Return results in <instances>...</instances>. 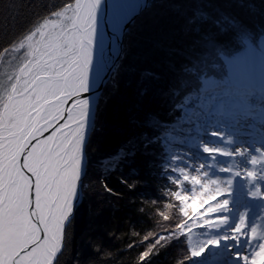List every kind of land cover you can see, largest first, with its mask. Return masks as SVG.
<instances>
[{"label":"snow or ice","instance_id":"snow-or-ice-1","mask_svg":"<svg viewBox=\"0 0 264 264\" xmlns=\"http://www.w3.org/2000/svg\"><path fill=\"white\" fill-rule=\"evenodd\" d=\"M205 3L64 0L41 7L7 0L11 15L0 16V264H60L81 190L93 182L86 174H98L105 197L121 198L108 184L113 174L128 192L147 186L119 175L125 167L139 175L138 154L149 177L163 181V194L151 199L169 224L127 245L141 248L135 264H153L173 246L172 264H264V87L255 86L247 59L264 50V33L254 37L227 16L202 33L192 26L209 20ZM157 8L184 17L183 32L199 36L187 50L153 45L185 61L164 93L174 117L164 121L152 112L140 118L146 82L161 76L138 69L141 56L132 55L144 39V17L160 24ZM230 30L233 39H222ZM133 77L137 103L127 109V124L139 134L105 153L109 137L123 132L108 118L109 103Z\"/></svg>","mask_w":264,"mask_h":264},{"label":"trees","instance_id":"trees-1","mask_svg":"<svg viewBox=\"0 0 264 264\" xmlns=\"http://www.w3.org/2000/svg\"><path fill=\"white\" fill-rule=\"evenodd\" d=\"M38 2L43 7L61 5L64 0H38ZM205 2L201 7L209 20L192 26L193 28L200 27L202 33L214 30L212 21L221 16L234 20L239 28L247 30L254 37L264 33V0H205ZM6 6L7 0L4 5L0 4V16L11 15ZM184 7L194 8L196 5H185ZM156 13L158 16L163 13L160 24L153 27L149 16L144 17L142 22L145 28L142 33L144 39L140 47L133 49L132 55L140 54L141 56V59L136 61L138 69H151L161 76L160 81L146 82L149 93L143 98L140 118L152 112L158 120L164 121L174 118L168 114L169 97L164 93L178 81L180 67L185 61L179 54L165 56L162 52L154 50L153 45L161 42L166 47L187 50L190 46H195L199 36L194 31H189L187 34L183 32L185 18L179 14L165 12L164 8H157ZM188 15H191V12H188ZM234 35L235 31L230 30L222 39L231 41ZM0 43H5V41L0 40ZM255 51H262V49L255 48ZM169 64L174 67H169ZM132 81L131 87H125L122 83L120 93L114 96L109 103L108 118L114 125L122 128L123 132L112 134L109 137L104 145L105 153H114L127 139L139 134V129H132L127 124V109L137 103L136 78L133 77ZM137 166L141 169L139 175H129L130 170L127 167L119 173L128 179L148 181L147 186L137 187L134 192L127 191L117 178V174L109 177V186L117 193H125V196L121 198L105 197L94 182L98 174L93 171L86 174L93 179V182L81 190L82 196L76 206L74 221L68 234L67 247L60 258V264H73L77 253L80 254V264H87L90 259L97 260L96 264H135L137 253L141 248L129 250L127 245L133 241L140 243L148 232L161 233L168 226L169 222L163 221L153 211L158 206L152 203L151 199L163 194V181L155 176L149 177L146 160L139 154ZM137 194H145L149 198L145 200L129 198ZM173 214H175L174 211ZM93 248H100L105 253L104 258L99 260L100 254L94 252ZM173 254L174 246L156 257L153 264H172Z\"/></svg>","mask_w":264,"mask_h":264},{"label":"rangeland","instance_id":"rangeland-1","mask_svg":"<svg viewBox=\"0 0 264 264\" xmlns=\"http://www.w3.org/2000/svg\"><path fill=\"white\" fill-rule=\"evenodd\" d=\"M247 59H248L249 63L253 64V67L255 69H257L260 77L262 79H264V50L256 52L255 49H253L252 51L248 52ZM262 81H264V80H262ZM209 90L210 91H215V92L220 91L219 89H216L214 86H210ZM205 139H208V138L205 137ZM208 143H212L209 146H216V145H213V144L218 143V141L209 139ZM200 146L202 147L203 144L201 143ZM179 148H180L179 143H175V144L171 145V149H173L174 152L179 151ZM201 158L203 159L204 157L201 156ZM98 188H99V186H98ZM81 196H82V194L80 193V199H81ZM80 199L78 200L77 205L79 204Z\"/></svg>","mask_w":264,"mask_h":264},{"label":"bare ground","instance_id":"bare-ground-1","mask_svg":"<svg viewBox=\"0 0 264 264\" xmlns=\"http://www.w3.org/2000/svg\"><path fill=\"white\" fill-rule=\"evenodd\" d=\"M251 66H252V68L254 69V70H253V75H254V84H255V86H256V87H263V86H264V81H262V80H264V79H262V78L260 77V75H259L257 69H255V68L253 67V64H251ZM257 111H258V113H259V112L261 111V107H258V108H257Z\"/></svg>","mask_w":264,"mask_h":264}]
</instances>
